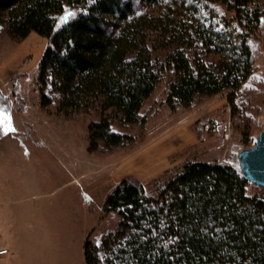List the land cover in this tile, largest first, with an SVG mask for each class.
<instances>
[{
  "label": "trees",
  "instance_id": "trees-1",
  "mask_svg": "<svg viewBox=\"0 0 264 264\" xmlns=\"http://www.w3.org/2000/svg\"><path fill=\"white\" fill-rule=\"evenodd\" d=\"M135 2L151 12L136 13ZM202 9L230 16L238 34L206 25ZM263 21L254 0H0L11 38L34 32L46 39L38 60L42 103L57 91L63 114L98 112L88 150L132 141L111 125L143 124L140 109L164 77L171 110L223 91L232 102L253 71L251 38ZM211 54L214 64L204 60ZM250 183L237 167L204 160L184 162L155 193L124 178L101 205L117 225L97 244L86 237L85 262L264 264V195L249 193Z\"/></svg>",
  "mask_w": 264,
  "mask_h": 264
},
{
  "label": "rangeland",
  "instance_id": "rangeland-1",
  "mask_svg": "<svg viewBox=\"0 0 264 264\" xmlns=\"http://www.w3.org/2000/svg\"><path fill=\"white\" fill-rule=\"evenodd\" d=\"M254 4L264 7V0H254ZM134 10L151 12V7L135 2ZM199 14L206 25L211 24L216 30L234 36L239 32L230 16L222 19L219 13L207 9ZM156 33L148 32L151 41ZM251 39L253 71L232 102L228 101L227 91H223L171 110L164 103L168 89L164 77L140 109V115L145 117L143 124L111 125L115 131L130 134L132 141L113 148L98 142L88 150V124L97 120L98 112L63 114L57 107V91L46 92L47 101L43 104L38 60L46 39L34 32L23 39L11 38L0 23V205L20 208L31 203H56L64 194L59 187L66 186V179L73 180L70 184L78 187L83 196L91 191L97 219L89 239L97 244L102 237L99 228L113 230L117 225L118 216L114 212L101 214L99 206L104 192L120 180L140 182L147 192L155 193L157 186L188 160L216 161L238 168V152L251 147L264 128V21ZM205 57L209 64L216 61L212 54ZM32 175H42L51 182L30 194L13 191V185L20 189L32 182L27 179ZM248 192L264 195V188L250 183ZM37 245L40 260L51 249L40 241ZM74 246L73 243L64 248L70 254V261L64 264H83ZM33 254L30 244L22 250L18 248L15 263L21 260L27 264L23 255L30 259ZM56 260L49 261L55 264Z\"/></svg>",
  "mask_w": 264,
  "mask_h": 264
},
{
  "label": "crops",
  "instance_id": "crops-1",
  "mask_svg": "<svg viewBox=\"0 0 264 264\" xmlns=\"http://www.w3.org/2000/svg\"><path fill=\"white\" fill-rule=\"evenodd\" d=\"M27 179H33V181L26 182L20 189H16L13 185V191L25 190L27 194H30L33 193L32 191L40 190V187H46L51 182L42 175L41 177L32 175ZM66 181V186L59 187L64 194L56 199V203H50V201L48 203H31L20 208L0 205V248H6L9 251L0 255V264H16L17 249L21 248L22 250L28 244L35 254L30 256V259L23 255V259H27V264H42L46 259L48 261L57 259L55 264H64V261H70V254L68 251L64 252V248L72 247L73 243L78 260L86 264L83 255V242L87 236L90 237L96 223L97 217L94 216L93 211L95 204H93L91 191L87 190V194L85 193L83 196L78 187L74 188L70 184L73 180L66 179ZM107 193L104 192L99 211H101V205ZM108 231L110 230L106 228L98 229L99 235ZM38 241L51 249L50 252L43 254L40 260H38L40 255L37 248ZM41 251L43 252V250ZM48 263L52 264L50 261ZM19 264H26V262L23 263L20 260Z\"/></svg>",
  "mask_w": 264,
  "mask_h": 264
},
{
  "label": "water",
  "instance_id": "water-1",
  "mask_svg": "<svg viewBox=\"0 0 264 264\" xmlns=\"http://www.w3.org/2000/svg\"><path fill=\"white\" fill-rule=\"evenodd\" d=\"M238 169L250 182L264 187V128L254 144L238 152Z\"/></svg>",
  "mask_w": 264,
  "mask_h": 264
},
{
  "label": "built area",
  "instance_id": "built-area-1",
  "mask_svg": "<svg viewBox=\"0 0 264 264\" xmlns=\"http://www.w3.org/2000/svg\"><path fill=\"white\" fill-rule=\"evenodd\" d=\"M7 252V249L6 248H0V254H4Z\"/></svg>",
  "mask_w": 264,
  "mask_h": 264
}]
</instances>
